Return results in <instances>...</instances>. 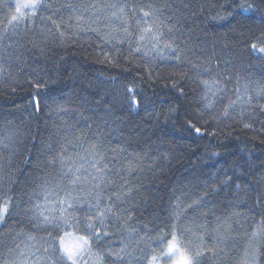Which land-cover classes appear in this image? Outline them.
<instances>
[{"label":"trees","instance_id":"obj_1","mask_svg":"<svg viewBox=\"0 0 264 264\" xmlns=\"http://www.w3.org/2000/svg\"><path fill=\"white\" fill-rule=\"evenodd\" d=\"M50 2L60 7L53 17L60 24L59 31L50 21L41 19L50 14L44 10L37 13L34 22L22 21L15 32L0 31V67L3 68L0 72V165H3L0 192L7 190L15 199L22 197L27 201L29 194L39 193V177L47 175L53 183L59 180V163L49 165V160L62 148L67 149L66 156H74L68 141L75 142L76 137L86 138L87 142L99 140L106 146L126 148L127 152L121 155L131 154L133 167L137 168L126 177V187L132 188V196L123 206L130 210L133 219L128 223L138 234L129 238L124 233L128 251L132 253L131 257H125L124 264H146L139 259L141 249L150 252L147 245L156 246L154 239L148 237L154 238L161 228L171 231L170 205L176 203V197L181 198L183 206L191 202L193 195H202L205 180L210 186L198 210L188 209L187 215L177 222L178 227L196 232V235L186 234L189 246L194 247L203 232L197 229L198 224L207 225L210 235L205 236V241L211 246L212 235H217L213 232L218 224L216 217L223 221L217 257L213 259L207 253L201 264H237L249 240L253 245H264V236L251 237L260 219L256 199L264 194V183L256 182L264 175V96H257L259 86L264 85V60L250 51L251 43L264 33V5L255 11L243 12L237 5L244 0ZM248 2L260 4V0ZM92 4L126 5L124 19L133 35L122 44L115 40L105 44L88 30L89 26H99L102 32L116 28L114 35L124 37V23L115 20L112 27L105 26L107 20L91 23L89 17L95 8L73 13L68 7L79 9L80 5ZM9 5H13L11 0H0V19L9 12ZM133 5L137 16L141 6L147 10L152 5L159 10L157 22L162 23L166 39L178 46L180 62L153 59L154 53L143 58L139 54L130 55L127 39L134 42L137 34L136 17L129 10ZM81 12L84 20L77 21L76 16ZM221 16L225 18L220 19ZM169 27L173 29L171 33L167 31ZM60 31L64 32L63 37ZM201 78L221 79L226 91L223 99H217L210 110L212 117L204 115L210 125H205L207 131H215L216 135L194 139L186 133L183 123L186 114L195 112L202 104ZM36 80L44 85L38 97L35 96L37 89L30 83ZM174 82L177 86L184 85L185 96H179L178 90L172 87ZM133 84L140 102L137 110L126 106L124 89ZM245 85H248L246 95ZM236 88L244 99L234 110L229 109L225 117V107L236 99ZM248 95L253 97L250 104L244 102ZM33 100L39 101V112L32 106ZM170 106L178 107L179 112L166 119ZM244 124L252 127L246 129ZM87 142L85 147L89 146ZM123 163L120 160L115 168ZM225 169L234 181L230 185L219 183L224 179ZM218 170L217 191H213L210 177ZM110 177L114 183L105 189L107 195H112L123 183L113 174ZM69 179L62 180L61 184L71 187ZM237 183L241 185L240 190L236 189ZM90 187L89 183L76 185L82 197L88 195ZM235 212L241 215L230 216ZM21 229L36 235L38 240L47 238L46 233L34 229L26 220H9L0 226V264L14 259L15 253L26 250L25 245L32 243L27 236H16ZM109 231L116 233L118 242L120 233L111 227ZM9 248L14 249L13 254ZM261 251L264 252V247ZM257 259L258 264H264V254Z\"/></svg>","mask_w":264,"mask_h":264},{"label":"snow or ice","instance_id":"obj_2","mask_svg":"<svg viewBox=\"0 0 264 264\" xmlns=\"http://www.w3.org/2000/svg\"><path fill=\"white\" fill-rule=\"evenodd\" d=\"M260 5H264V0H260V4H254L244 0L237 5L243 12L255 11ZM3 19H0V31L7 33L9 29L13 32L18 28L22 21L34 22L37 13L49 11L50 14L41 19L50 21L59 31L60 24H57L53 17L60 11V7H54L50 0H15L14 5H9ZM73 13L80 9L87 11L89 7L95 8V12L89 17L91 23H98L101 20H107L106 27H112L115 20H121L124 23L122 31L125 36L120 37L114 35L116 28L112 31L102 32L100 27L92 28L89 26V31H92L100 37L105 44L112 43L113 40L117 43H124L127 37L133 35L130 31L128 22L124 19L127 15L125 12L126 5L105 4L97 6L80 5L79 9L72 5H68ZM119 9L118 12L109 9ZM133 17H136V38L135 41L127 39L130 48V55L139 54L141 58L148 57L151 54L153 59L160 57L161 59L176 60L180 62L181 52L177 45L170 39H166L165 31L162 23H158V9L148 5L147 10L141 6L139 8L140 15L137 16L135 5L129 9ZM231 15V13H229ZM224 19L225 17H219ZM77 21L84 20L81 12L76 16ZM79 27V25H77ZM169 27L167 31L172 32ZM51 32V29H48ZM80 31H84L80 28ZM60 36H64V32L60 31ZM36 46V45H34ZM250 51L259 54L264 60V33L255 38V42L251 43ZM105 59L109 60L107 54ZM111 62V61H110ZM3 68L0 67V72ZM209 71V69H205ZM149 75L151 72L149 71ZM219 75V74H218ZM37 89L35 96H39V90L44 85L39 81L30 82ZM200 85L203 87V95L201 96L202 104L197 107L195 112H188L183 123L186 133L195 138H204L205 135H216L215 131L208 132L205 125L208 121L204 120V115L207 113L212 117L211 109L217 99L222 100L226 89L222 86L221 79H200ZM172 87L178 90L179 96H185L187 91L183 84L177 86L174 82ZM245 95L247 94L248 85L244 86ZM14 91V89H13ZM127 94V108L137 110L140 107V102L137 100V91L135 85L125 86ZM236 99L230 100L225 107L223 115H229V109H235L237 103L244 99L240 89L236 88ZM257 96H264V85L259 86ZM253 97L248 95L245 103H251ZM32 106L39 112V101L33 100ZM264 107V106H262ZM59 111H63L62 106H58ZM178 107H169L168 116L178 113ZM251 124H244V128H251ZM86 138L76 137L75 142L68 141L72 145L74 156L65 155L66 148H62L56 154V157L49 160V165L59 163L60 178L53 183L47 178V175L39 177L40 183L37 187L39 193L33 192L28 195L27 201L15 199L8 194V191L0 192V226L6 225L9 220L18 218L26 220L36 230L46 233L45 237H40L32 233H24L21 229L16 233L17 237L27 236V239L32 242L25 245L26 250H20L15 253V258L7 260L4 264H124L125 257H131L132 253L128 251V243L124 233L130 238L133 234H138L136 228L129 226V221L133 219L131 212L123 205L131 200L132 188L126 187L128 180L133 172L137 171L133 167L134 158L131 154L122 156V153L127 152L123 146L116 147L106 146L101 141L87 142L88 147H85ZM7 147V145H5ZM80 151H75L76 149ZM214 155L219 156V153ZM123 160L124 163L120 168H115V165ZM27 163V161H25ZM87 165V167H86ZM3 165H0L2 168ZM228 170H224V179L219 180L221 185H230L234 183L232 176L227 175ZM86 173V175H85ZM110 174L118 177L123 183L118 185V190L112 195L105 194V189L114 183ZM220 171L210 177L213 183L211 187L213 191H217L216 181L219 179ZM233 175L235 173L233 172ZM70 178V179H69ZM64 179H69L71 187H65L61 184ZM257 183H264V175L257 178ZM78 183H89L91 185L87 196H80L77 192L76 185ZM204 193L200 196L193 195L191 202L182 206L180 197H176V203L170 205L169 220L171 221L170 232H166L164 228L158 230L153 238L149 236V240L155 241V247L148 244L147 247L151 250L146 252L141 249V257L146 264H201V260L207 253H211L212 258H216L218 242L221 239L219 236L220 224L223 223L219 216L216 217L218 222L217 227L213 229L217 235H212V245L209 246L205 241V236L210 235L206 224H198L197 229H203L199 235V243L194 247L189 246L190 241L186 234L196 235V232L191 228L183 226L178 227V221L181 217L187 215L188 209L197 211L199 206L207 195V189L210 186L209 181L204 182ZM241 185L236 184V189L240 190ZM63 193V195H61ZM182 195H188L182 193ZM256 205L259 208L260 219L254 225V230L251 237L264 236V194L257 196ZM71 210V211H70ZM201 215H205L201 213ZM239 217L241 213H230ZM253 219H255L253 217ZM115 228L116 232L120 233V239L117 242L116 233L110 232L109 229ZM144 239V237H140ZM264 245H253L249 240L248 245L243 248V256L237 261V264H258V256L264 254L261 251ZM19 249V245H16ZM9 253L13 254L14 249L9 248Z\"/></svg>","mask_w":264,"mask_h":264},{"label":"rangeland","instance_id":"obj_3","mask_svg":"<svg viewBox=\"0 0 264 264\" xmlns=\"http://www.w3.org/2000/svg\"><path fill=\"white\" fill-rule=\"evenodd\" d=\"M12 1V3H13V5L15 4V0H11Z\"/></svg>","mask_w":264,"mask_h":264}]
</instances>
